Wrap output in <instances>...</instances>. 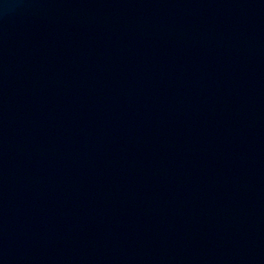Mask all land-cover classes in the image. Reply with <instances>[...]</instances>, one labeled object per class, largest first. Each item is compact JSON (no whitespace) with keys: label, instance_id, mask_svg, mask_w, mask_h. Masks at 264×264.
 Here are the masks:
<instances>
[{"label":"water","instance_id":"obj_1","mask_svg":"<svg viewBox=\"0 0 264 264\" xmlns=\"http://www.w3.org/2000/svg\"><path fill=\"white\" fill-rule=\"evenodd\" d=\"M0 264H264V0H0Z\"/></svg>","mask_w":264,"mask_h":264}]
</instances>
